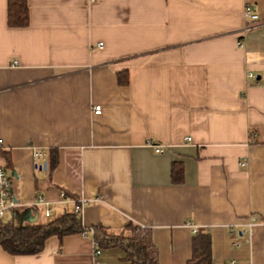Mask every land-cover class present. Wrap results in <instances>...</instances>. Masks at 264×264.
Instances as JSON below:
<instances>
[{
    "label": "crops",
    "instance_id": "0c3cea01",
    "mask_svg": "<svg viewBox=\"0 0 264 264\" xmlns=\"http://www.w3.org/2000/svg\"><path fill=\"white\" fill-rule=\"evenodd\" d=\"M27 3L29 24L12 27L0 0V166L22 204L8 219L72 212L66 192L90 199L88 235L54 234L35 254L0 245V264H130L123 245L95 257L92 241L129 223L160 264H185L205 235L209 264H264V0ZM39 193L48 205L28 204Z\"/></svg>",
    "mask_w": 264,
    "mask_h": 264
},
{
    "label": "trees",
    "instance_id": "16d2710c",
    "mask_svg": "<svg viewBox=\"0 0 264 264\" xmlns=\"http://www.w3.org/2000/svg\"><path fill=\"white\" fill-rule=\"evenodd\" d=\"M8 23L12 27L27 26L30 21L29 4L27 0H7ZM120 84L128 82L127 74L118 76ZM50 160V169L57 165V153ZM176 173V172H174ZM183 171L178 169L174 174V180L179 182ZM66 196L68 195L65 192ZM128 228L134 230L133 234L110 235L102 226L95 227V239L100 246H112V244L123 245L127 251V259L130 264H160L157 258V251L148 238L136 232L138 226L132 223L127 224ZM85 230L82 219L73 212H65L51 221L39 223L17 222L15 218L8 220L0 219V245L10 254H35L43 248L44 241L54 234L59 237L69 233H81ZM200 245L194 248L193 258L185 264H209L210 263V242L207 235L199 240Z\"/></svg>",
    "mask_w": 264,
    "mask_h": 264
},
{
    "label": "built area",
    "instance_id": "2783aa9c",
    "mask_svg": "<svg viewBox=\"0 0 264 264\" xmlns=\"http://www.w3.org/2000/svg\"><path fill=\"white\" fill-rule=\"evenodd\" d=\"M244 16L248 20L256 21L259 19V15L256 11H254L251 3L246 4L244 9ZM100 46L103 45L101 42L98 43ZM15 63H18L17 61ZM255 74L250 72L248 74V77H254ZM102 111V105L101 104H95L93 112L98 114L101 113ZM189 139V138H188ZM2 142V139H0V143ZM151 145L154 146V149L156 152L160 153L164 151V145L160 143H153L151 140L148 141ZM44 152L42 150H35L34 151V156L39 157L43 155ZM46 162H36L35 167L36 169L38 168H43L45 166ZM246 161L241 160L240 165H245ZM14 176L13 173L8 171V169L5 166H0V219H4L6 217V214L10 213L12 210L15 208L19 207L22 205L16 198V195L14 191H12V182H13ZM62 196L65 201H68L72 204V212L80 215L82 212V209L84 205H86L90 199L88 198H74V197H69L68 195L66 196L65 192L62 193ZM48 202L45 200L44 196L39 193L31 203L32 206L38 207L40 204L43 205H48ZM25 204V202H24ZM23 204V205H24ZM44 215L49 216L50 215V209L48 206L45 207L44 209ZM254 221L257 220V216L253 218ZM195 232L199 231V228L193 227ZM82 235L87 236L88 232L85 230L82 231ZM93 241V246H94V256L97 257L98 254L101 252V247L98 245V242L96 239L92 238ZM99 262H96L98 264Z\"/></svg>",
    "mask_w": 264,
    "mask_h": 264
},
{
    "label": "rangeland",
    "instance_id": "374dc122",
    "mask_svg": "<svg viewBox=\"0 0 264 264\" xmlns=\"http://www.w3.org/2000/svg\"><path fill=\"white\" fill-rule=\"evenodd\" d=\"M8 218H9V213L6 214V217L3 220H8ZM15 219H16L17 222H21L22 221L21 219H19V217L18 218L16 217Z\"/></svg>",
    "mask_w": 264,
    "mask_h": 264
},
{
    "label": "water",
    "instance_id": "95a60500",
    "mask_svg": "<svg viewBox=\"0 0 264 264\" xmlns=\"http://www.w3.org/2000/svg\"><path fill=\"white\" fill-rule=\"evenodd\" d=\"M45 166H46V164H45Z\"/></svg>",
    "mask_w": 264,
    "mask_h": 264
}]
</instances>
